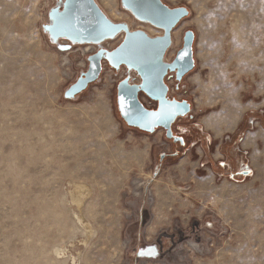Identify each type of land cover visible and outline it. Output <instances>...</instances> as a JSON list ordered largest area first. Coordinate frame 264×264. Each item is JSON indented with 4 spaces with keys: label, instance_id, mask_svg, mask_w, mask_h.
I'll use <instances>...</instances> for the list:
<instances>
[{
    "label": "rangeland",
    "instance_id": "obj_1",
    "mask_svg": "<svg viewBox=\"0 0 264 264\" xmlns=\"http://www.w3.org/2000/svg\"><path fill=\"white\" fill-rule=\"evenodd\" d=\"M95 1L130 31L163 35L121 0H114L116 16ZM162 2L189 9L173 30L179 41L172 38L167 62L184 33H195L194 70L180 83L166 79L170 98L192 108L173 126L188 132L176 157L163 129L149 134L119 115L117 85L127 76L139 83L134 71L103 62L98 81L74 99L64 97L88 60L43 31L56 0H0V264H264V141L242 150L244 179L211 166L224 160L228 137L264 132L252 116L264 115V0ZM213 115L223 127L241 117L218 140L203 124ZM79 184L89 188L81 208L71 198ZM150 249L154 255L140 254Z\"/></svg>",
    "mask_w": 264,
    "mask_h": 264
},
{
    "label": "water",
    "instance_id": "obj_2",
    "mask_svg": "<svg viewBox=\"0 0 264 264\" xmlns=\"http://www.w3.org/2000/svg\"><path fill=\"white\" fill-rule=\"evenodd\" d=\"M57 5L49 12V22L43 25V31L53 43L60 40L69 42L63 46L68 50L70 45L96 44L114 39L124 34L122 43L113 50L99 49L88 56V69L64 93L66 99H74L87 87L98 81L103 71V62L118 71L125 67L134 71L139 83H133L129 76L117 85V108L120 117L129 127L152 134L163 129L167 139H178L173 136L172 126L180 119L191 114V104L187 100L170 98L166 79L175 75L177 83L195 68L194 42L195 33L187 30L183 36L182 48L172 62L165 57L171 47V33L174 28L189 16L185 6L171 8L162 0H121L122 7L137 20L163 30L162 36L150 37L141 30L130 31L125 23L113 22L100 8L95 0H56ZM63 21L64 23H61ZM187 49L188 56L178 62V54ZM183 64V68L179 64ZM145 96L156 103V108H147L141 100ZM121 97L124 99V110H121ZM178 105L182 109L170 120H160L150 124L147 114L159 113ZM182 142V138L179 139Z\"/></svg>",
    "mask_w": 264,
    "mask_h": 264
},
{
    "label": "bare ground",
    "instance_id": "obj_3",
    "mask_svg": "<svg viewBox=\"0 0 264 264\" xmlns=\"http://www.w3.org/2000/svg\"><path fill=\"white\" fill-rule=\"evenodd\" d=\"M101 1V3L104 5L105 8L108 9V12L113 15V16H116V15H119V13H117L116 11V3L114 2V0H99ZM108 16V15H107ZM124 18L125 16L122 15ZM109 17V16H108ZM129 19V18H128ZM124 20V19H123ZM130 23V22H129ZM176 28V27H175ZM174 28V29H175ZM173 35V36H172ZM171 37L175 39V42L177 43L179 41V37H178V34H177V31H172L171 33ZM109 41H112L111 39L110 40H107L106 42L103 43L106 44L108 43ZM63 44L65 45H69V42H66L64 40L61 41ZM173 42V41H172ZM102 45V44H101ZM99 45V46H101ZM73 48H76V50H79V51H83L84 53L86 52V49L88 48V46L86 45H77V46H73L71 45ZM171 47H172V44H171ZM170 47V48H171ZM102 48V47H101ZM169 48V49H170ZM70 49V48H69ZM169 51V50H168ZM167 51V52H168ZM169 54V53H168ZM86 55V54H85ZM84 55V56H85ZM168 56V55H167ZM167 59V57H166ZM192 78V77H191ZM197 77L193 78L192 81L193 82H196L197 81ZM248 108V107H247ZM242 113V111H241ZM241 117V116H240ZM240 117L237 115L236 117H233L232 119H229L231 120L230 123H229V126L228 127H223L221 124H219L221 122L220 117L217 116V115H213L207 119H205L203 121V124L204 126L208 129V130H211L212 133H213V136L215 139H218L220 140L222 138V136L224 134H228V133H231L233 132V130L236 128V126L238 125V122L240 121ZM216 124H219L221 125V127H215ZM260 131H258V133L255 132V134L253 133H247V135L245 136V139L241 145L242 149L244 150H249L251 148L254 147L255 143H257L258 141H264V135L263 133H259ZM215 159L218 158V156H214ZM173 189L177 192V189L175 186H173ZM89 194V188L88 186H85L83 184H79L78 186H75L74 187V190L72 191V199L74 201V203L77 205L78 208H81V205L83 203V199L88 196ZM73 203V202H72ZM73 215L75 216V219L76 221L84 228V230L86 232H90L89 231V228H88V225L87 223H85L84 219L82 216H77L75 212H73ZM89 237V236H88ZM84 242V241H83ZM55 255L57 256L58 259H61V258H64L65 257V253L63 250H60V249H57L55 251ZM72 264H75V261L74 259H72ZM64 263V262H63Z\"/></svg>",
    "mask_w": 264,
    "mask_h": 264
},
{
    "label": "flooded vegetation",
    "instance_id": "obj_4",
    "mask_svg": "<svg viewBox=\"0 0 264 264\" xmlns=\"http://www.w3.org/2000/svg\"><path fill=\"white\" fill-rule=\"evenodd\" d=\"M173 76L175 78V75H173ZM180 101H182V100H180ZM257 119H258V122H260L262 125L261 128L264 129L263 115L256 114V121H257ZM173 126H172L173 136L182 138V142L180 140H177L176 142H174L173 139H167L170 142L171 148H172V151L169 155L171 157H176L179 153L178 148L185 147V144H186L185 136H186V134H188V132L187 131L184 132L185 135L182 133H178V132L174 131ZM164 133H165V131H164ZM238 139H239V135H233L231 137H228L225 140L223 147H221V150H220L221 153L223 154L224 160H222L221 162H218V164H215V165L212 163L211 166L213 169L216 168L221 173H224V174L228 175L229 177H232L233 179H240V178L244 179L246 176L249 175V171L244 170V167H245L244 161L246 159V154H244L242 151L244 149H242V150L240 149ZM243 141H242V143H243ZM234 145H236L238 147L240 152H237V151L235 152V150L233 149ZM226 149L229 151L227 152ZM164 158H165L164 155H160L159 156V162L164 161ZM236 166H238V168H236Z\"/></svg>",
    "mask_w": 264,
    "mask_h": 264
},
{
    "label": "snow or ice",
    "instance_id": "obj_5",
    "mask_svg": "<svg viewBox=\"0 0 264 264\" xmlns=\"http://www.w3.org/2000/svg\"><path fill=\"white\" fill-rule=\"evenodd\" d=\"M61 23H64L63 21H61ZM188 56V51L187 49L182 50L179 54H178V62H182L184 61V59ZM179 67L182 69L183 68V64L180 63ZM121 110H124V99L123 97H121ZM179 111H182V109L180 108V106L175 105L173 106V108L171 109H164L159 113H150L147 114V116L149 117V122L150 124H154L160 120H170L172 119L175 115H177V113ZM176 139H180V137H176ZM141 255H154L155 254V250L154 249H150L147 252L142 251L140 253Z\"/></svg>",
    "mask_w": 264,
    "mask_h": 264
},
{
    "label": "built area",
    "instance_id": "obj_6",
    "mask_svg": "<svg viewBox=\"0 0 264 264\" xmlns=\"http://www.w3.org/2000/svg\"><path fill=\"white\" fill-rule=\"evenodd\" d=\"M60 41H62V40H60ZM65 41V40H64ZM67 42V41H66ZM82 45H86V46H88V48L86 49V52L85 53H81V55H82V57H84V58H88V56H90V55H92V54H94V53H96L97 51H98V47H99V45H96V44H82ZM71 46V45H70ZM73 46H77V45H73ZM86 54V55H85ZM86 57H85V56Z\"/></svg>",
    "mask_w": 264,
    "mask_h": 264
},
{
    "label": "trees",
    "instance_id": "obj_7",
    "mask_svg": "<svg viewBox=\"0 0 264 264\" xmlns=\"http://www.w3.org/2000/svg\"><path fill=\"white\" fill-rule=\"evenodd\" d=\"M248 126V125H247ZM248 128H249V126H248ZM235 135H239V139H238V143L239 142H241L242 141V138H243V136H242V132H240V131H238ZM223 147V146H222ZM233 149L235 150V152L237 151V152H240L239 151V149H238V147L236 146V145H234L233 146ZM226 151L228 152L229 150H227L226 149ZM206 161H209L208 159H206ZM247 164V160L245 159V161H244V165H246ZM236 168H238V166H236ZM215 172H220V171H218L216 168L215 169H213ZM221 173V172H220ZM222 174H224V173H222Z\"/></svg>",
    "mask_w": 264,
    "mask_h": 264
},
{
    "label": "crops",
    "instance_id": "obj_8",
    "mask_svg": "<svg viewBox=\"0 0 264 264\" xmlns=\"http://www.w3.org/2000/svg\"><path fill=\"white\" fill-rule=\"evenodd\" d=\"M258 114H259V113H258ZM252 116L255 117V119H256V112H253V113H252ZM263 120H264V115H263ZM255 122H256V123H255L256 125H260V126H261V123H260V122H258V121H255ZM255 124H254V125H255ZM241 150H242V149H241ZM211 156H212V155H211Z\"/></svg>",
    "mask_w": 264,
    "mask_h": 264
}]
</instances>
